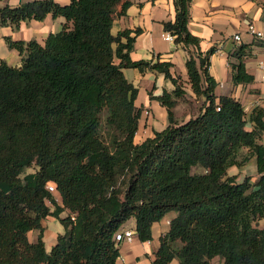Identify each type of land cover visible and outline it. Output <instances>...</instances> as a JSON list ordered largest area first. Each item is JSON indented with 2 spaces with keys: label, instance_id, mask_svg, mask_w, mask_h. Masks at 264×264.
<instances>
[{
  "label": "trees",
  "instance_id": "16d2710c",
  "mask_svg": "<svg viewBox=\"0 0 264 264\" xmlns=\"http://www.w3.org/2000/svg\"><path fill=\"white\" fill-rule=\"evenodd\" d=\"M128 3L26 0L0 6V24L13 28L48 13L65 17L44 43L5 36L21 61L0 62V264H116L114 234L122 223L134 217V234L149 240L153 222L169 211L176 213L152 264L173 258L209 264L215 255L224 264H264V108L247 112L233 95L215 93L208 72L215 46L201 52L200 38L187 27L190 0H173L174 19L163 29L187 49L188 81L202 98L196 113L179 120L174 107L185 90L171 74V62L132 59L139 29L111 31ZM245 53L244 45L234 51V83L253 79ZM123 67L159 71L174 84L170 92L150 93L165 106L167 123L141 140L135 137L142 113L135 105L138 88ZM252 158L255 179L236 180L228 172ZM32 163L36 170L21 176ZM48 215L64 227L49 250L42 223ZM34 228L38 237L30 240Z\"/></svg>",
  "mask_w": 264,
  "mask_h": 264
},
{
  "label": "crops",
  "instance_id": "0c3cea01",
  "mask_svg": "<svg viewBox=\"0 0 264 264\" xmlns=\"http://www.w3.org/2000/svg\"><path fill=\"white\" fill-rule=\"evenodd\" d=\"M21 1L26 0H0V6L17 5ZM56 1L60 4L69 2V0ZM128 1L124 11L113 18L111 31L116 33L124 28L132 31L139 29L129 53L132 59L158 58L161 61L171 62L170 72L173 76H179L185 96L191 103L190 107L186 108L183 104L180 106L179 99L174 107L175 114L179 120L190 117L198 111L199 106L197 109L195 107L200 97L196 96L188 81L185 65L187 49L161 35L164 31L163 22L174 19L173 0ZM64 21L63 15L53 16L48 13L40 20L34 18L21 20L17 28L0 24V62L4 60L10 65H18L21 61L19 51L15 47L8 46L5 36L21 40L35 38L38 42L44 43L46 36L50 32L58 31ZM248 22H253L264 31V0H190L187 22L189 31L200 38L201 52L215 46V50L209 56L208 64V72L216 81L215 93L233 95L243 103L245 110L250 112L254 106L264 108V81L259 67V61H264V36L259 38L250 34L246 29ZM234 34H239L240 38L235 39ZM241 45H244L246 50L242 57L245 69L253 79L234 83L230 63L236 60L234 51ZM122 71L126 79L138 88L135 105L141 107L142 113L135 137L141 140L151 135L154 129H162L167 123L165 106L156 98L150 97V93L158 95L164 91L170 92L174 84L164 73L149 68L141 70L136 67H123ZM200 99L202 101V98ZM262 139L264 141V133ZM251 162L255 166L254 158ZM54 194L56 196V193ZM175 213L169 211L160 220L153 222L151 239L141 241L134 234L132 240L121 242L118 246L119 254L123 259L116 258V264H152L160 237L168 230L170 218ZM127 220L120 227L135 230V219L126 225ZM57 233L55 232V235ZM166 264H179V261L173 258ZM209 264H224L223 258L215 255L210 259Z\"/></svg>",
  "mask_w": 264,
  "mask_h": 264
},
{
  "label": "rangeland",
  "instance_id": "374dc122",
  "mask_svg": "<svg viewBox=\"0 0 264 264\" xmlns=\"http://www.w3.org/2000/svg\"><path fill=\"white\" fill-rule=\"evenodd\" d=\"M180 99V106H183L185 105L186 108H189L191 103L190 101L187 99V97L184 95L182 98H179ZM178 99V100H179ZM199 101L196 103V107L195 109L198 108V106L201 104V99L198 98ZM183 104V105H182ZM196 111V110H194ZM164 127V126H163ZM37 166L35 163H32L31 166L27 167L25 169V171L21 174V176H23L24 174H29V173H33L35 170H36ZM200 170V167H194L193 168V171H199ZM237 171V173H233ZM228 172L230 174H235L236 176V180H241L245 175H249L251 177V179H255L256 176H257V173H256V170H255V166L253 165V163L250 161H248L247 163H245L244 165L242 166H232L229 168ZM56 196H57V200L60 201V197L59 195L56 193ZM47 203L49 204V206L52 207V204L47 201ZM68 209H65L64 211L61 212V216H65L68 214ZM133 217H130L127 222H126V225L127 224H130L132 221H133ZM42 223L44 225V231H43V240H44V243H45V247L47 249H50V247L52 246V244L56 241V235H55V232H62L64 230V227H63V224L61 223V221L59 220L58 217L56 216H53V215H48L46 216L45 218L42 219ZM258 225L259 226H262L263 225V221L262 220H259L258 221ZM38 233H39V230L34 228V229H31L29 232H28V237L30 240H36L37 237H38ZM123 242V241H122ZM121 242H118V245L120 244Z\"/></svg>",
  "mask_w": 264,
  "mask_h": 264
},
{
  "label": "built area",
  "instance_id": "2783aa9c",
  "mask_svg": "<svg viewBox=\"0 0 264 264\" xmlns=\"http://www.w3.org/2000/svg\"><path fill=\"white\" fill-rule=\"evenodd\" d=\"M246 29L250 34H252L255 37L260 38V37L264 36V31L262 29H260L259 27H257L253 22H248L246 25ZM161 35L167 40H173V38H174V35L171 32L166 31V30H164L161 33ZM234 38L239 39L240 38L239 34H234ZM259 67L262 70L261 78L264 81V61H259ZM137 131H138V129H137ZM137 131H136V133H137ZM47 186H48L49 190H51V191L54 190V186L52 184H48ZM133 237H134V232L130 228L118 229L114 234V238L117 242L130 241L133 239ZM117 258L123 259V257L120 254L117 256Z\"/></svg>",
  "mask_w": 264,
  "mask_h": 264
}]
</instances>
